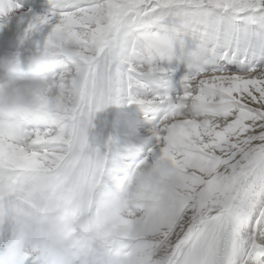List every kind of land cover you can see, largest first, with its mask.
I'll use <instances>...</instances> for the list:
<instances>
[{
  "label": "snow or ice",
  "instance_id": "6c2138e0",
  "mask_svg": "<svg viewBox=\"0 0 264 264\" xmlns=\"http://www.w3.org/2000/svg\"><path fill=\"white\" fill-rule=\"evenodd\" d=\"M0 0L76 56V97L0 116V264H264V0ZM141 106L145 153L94 119ZM167 160L169 190L142 179Z\"/></svg>",
  "mask_w": 264,
  "mask_h": 264
},
{
  "label": "clouds",
  "instance_id": "9594fccd",
  "mask_svg": "<svg viewBox=\"0 0 264 264\" xmlns=\"http://www.w3.org/2000/svg\"><path fill=\"white\" fill-rule=\"evenodd\" d=\"M75 56L74 42L58 35L46 43L44 50L27 58L23 66L14 58L0 57V116H12L38 106L54 114L61 111L75 99L76 89L71 81L54 83V77ZM142 179L162 190L178 183L176 170L163 159L147 165Z\"/></svg>",
  "mask_w": 264,
  "mask_h": 264
},
{
  "label": "bare ground",
  "instance_id": "6f19581e",
  "mask_svg": "<svg viewBox=\"0 0 264 264\" xmlns=\"http://www.w3.org/2000/svg\"><path fill=\"white\" fill-rule=\"evenodd\" d=\"M31 13L37 15L45 14L42 11H33ZM42 46L43 37L38 35L35 38L22 39H15L8 35H2L0 39V48L3 50L4 55L16 59L22 66L27 60L25 55L37 52L38 48ZM142 109L143 108L141 106L137 105L117 107L114 114V125L117 135L121 138L122 142L125 141V139L120 135L121 132H126L125 134L136 136L133 142L128 141V143L132 148L139 146L140 151L145 153V145L149 143L147 139L141 137L143 133L141 124L143 121L139 114L143 113Z\"/></svg>",
  "mask_w": 264,
  "mask_h": 264
}]
</instances>
